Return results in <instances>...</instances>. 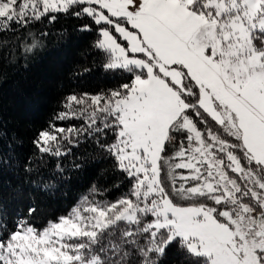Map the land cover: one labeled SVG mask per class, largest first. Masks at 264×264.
<instances>
[{"label":"snow or ice","instance_id":"6c2138e0","mask_svg":"<svg viewBox=\"0 0 264 264\" xmlns=\"http://www.w3.org/2000/svg\"><path fill=\"white\" fill-rule=\"evenodd\" d=\"M84 38L107 86L0 117V264H264V0H0V79Z\"/></svg>","mask_w":264,"mask_h":264},{"label":"trees","instance_id":"16d2710c","mask_svg":"<svg viewBox=\"0 0 264 264\" xmlns=\"http://www.w3.org/2000/svg\"><path fill=\"white\" fill-rule=\"evenodd\" d=\"M88 43L84 38L73 39L62 46L50 44L48 52L27 71L9 72L6 78L0 79V117L8 130L24 141L25 150L31 131L48 120L61 92L72 86L98 88L109 84L98 72L87 74L80 80L72 78L78 66L90 63L82 55ZM106 167L97 163L87 172L74 176L72 183L66 186L67 195L43 202L44 210L48 213L61 211L93 181L110 184L112 181L107 176H101ZM3 182L8 183L7 178ZM16 207V204L10 205V208Z\"/></svg>","mask_w":264,"mask_h":264}]
</instances>
